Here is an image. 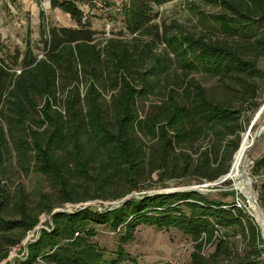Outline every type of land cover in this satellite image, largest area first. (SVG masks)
Listing matches in <instances>:
<instances>
[{
    "label": "trees",
    "instance_id": "1",
    "mask_svg": "<svg viewBox=\"0 0 264 264\" xmlns=\"http://www.w3.org/2000/svg\"><path fill=\"white\" fill-rule=\"evenodd\" d=\"M171 1L128 0L125 18L118 17L123 28L99 39L76 1L50 0L76 26L42 23V57L28 41L24 50L1 55L0 37V261L55 206L44 193L43 210L34 214L21 188L13 205L20 218L4 216L13 200L8 181L21 171L54 180L60 206L125 196L141 183L152 186L153 174L164 187L170 180L201 184L224 174L222 183H233L236 156L252 135L242 136L244 106L264 103V69L257 61L264 56V0H199L219 8L199 13L218 23L220 39L158 22L156 9ZM194 73L215 83L205 85ZM153 95L162 98L151 100ZM253 169L264 173V154ZM80 181L87 189L95 184L96 192L75 195ZM116 187L122 191L104 194ZM261 196L264 206V180ZM99 224L124 229V241L143 224L179 229L196 242L193 264H208L200 254L207 243H216L213 257L230 255L229 231L254 247L264 244L258 223L236 201L198 191L161 192L112 209L53 212L50 228L29 242L27 258L18 264H123V248L108 258L88 238ZM16 229H24L17 238L11 236Z\"/></svg>",
    "mask_w": 264,
    "mask_h": 264
},
{
    "label": "rangeland",
    "instance_id": "2",
    "mask_svg": "<svg viewBox=\"0 0 264 264\" xmlns=\"http://www.w3.org/2000/svg\"><path fill=\"white\" fill-rule=\"evenodd\" d=\"M36 1L38 3L37 7L33 6V3L35 2L34 0H0V37L2 44L5 46L3 49L4 51H1V55H4L5 51L10 53L14 52L17 48L24 50L27 41L30 43L36 54H43L41 49L42 44L40 43L41 24L62 25L68 23L70 18L69 14H66L63 10L58 8H47V1ZM74 1L77 2L82 10H84L85 18H88L92 22L93 28L99 32V39L105 38V31L107 32L109 29L111 30L109 32L111 35V33L118 32V29L123 28L124 23L118 21L119 16H117V14L104 16L92 6H90L89 10H86L84 3L87 0ZM106 1L114 2L115 0ZM156 11L159 12L160 15L157 19L158 22L162 23L165 21L168 25L175 22L181 26L180 28L183 31L194 33L198 36L204 35L207 39H210L211 37H214V39L222 38L218 23H214L210 19L202 18L199 13V11L207 14L216 13L219 11V8L216 6L204 4L199 0H173L158 7ZM41 13L45 16L44 20L42 19ZM72 21L73 24H75V21ZM109 33L107 32V35H109ZM162 49L163 45H159L156 48L157 51H161ZM257 61L259 66L264 69V56L259 57ZM148 63H151V59H149ZM171 72L173 75H176L174 67H171ZM194 74L205 85H213L215 83V80L212 78L197 73ZM259 85V100L261 101L264 96V78L259 81ZM81 89L82 91L85 90L84 84H81ZM161 98L162 95H153L151 100H161ZM244 107L246 109L244 111V131L242 132V136L244 133L250 132L252 134L250 136L251 139L264 124V103L257 109H251L248 104ZM263 154L264 130L252 146L243 168V171L246 174H249L252 178L253 196L258 201L260 209H262L264 213V206H262L260 202V198L262 199L261 184L264 180V173L255 174L253 169L255 162ZM232 177L235 180V164ZM156 180L157 175L153 174L149 181V184H153L152 186L146 187L141 183L139 188L116 199H89L81 202H66L60 206L57 198L59 191L54 180L46 179L44 177L39 178L33 173L28 175L24 171H21L20 174H17L16 177H13L8 181V187L11 188L13 200L11 203L12 207L6 209L4 216L8 219L20 218L17 208L13 205L21 196L19 191L21 188H23L26 194L25 200L29 204L31 211L34 214H37L41 213L43 210V205L40 202L44 199L42 196L44 193L50 195L48 203L55 204L53 212L75 211L89 206L104 210L105 208H111L122 204L123 200L129 195L138 198L142 197L143 194H156L183 186L204 185V187L201 188L203 190L202 193H211L212 196L222 198L224 201L230 203L236 201V204H241V206L246 209L249 216L253 217L258 223L261 229L260 238L261 241L264 242V227L254 215L248 196L238 189H232L234 187V182L215 186L207 185L210 182L186 184L181 180H170L168 181V186L164 187L161 182H157ZM77 181L78 178H73V182ZM246 182L250 187V181L246 180ZM78 184L79 185L75 186V195L77 194L78 197L88 196L89 194L96 192L95 184H90L88 189L82 186L83 183L81 181ZM116 188L117 190H114V188L104 194L113 195L122 191L121 188ZM52 213H42L40 215L39 223L19 244L11 247L6 246L9 247V256L0 261V264H18L19 260L26 259L29 242L36 240L43 228H50L49 224H52ZM95 227L97 228V233L94 236H88V238L97 244L100 249L104 250L106 257L108 258L119 257L118 251L120 248H123L124 257L126 258L125 261H123V264H193L192 253L196 251V242L190 235L185 234L179 229H160L156 226L143 224L137 227L132 239L124 241L122 239L123 234L125 233L124 229L115 231L109 225L105 224H99ZM23 230L24 229H16L11 231V236L17 238ZM229 234L232 246L230 255L213 257L212 255L215 252L216 243H207L204 250L202 249L200 251V254L205 257V262L208 264H235L244 262L250 257L252 260H250V264H264V244L260 245L257 243L258 245L254 247L249 239L247 241L242 239L238 236V233L236 234L229 231ZM2 252L3 247L0 248V256ZM39 262V264H42L43 260L40 259Z\"/></svg>",
    "mask_w": 264,
    "mask_h": 264
},
{
    "label": "bare ground",
    "instance_id": "3",
    "mask_svg": "<svg viewBox=\"0 0 264 264\" xmlns=\"http://www.w3.org/2000/svg\"><path fill=\"white\" fill-rule=\"evenodd\" d=\"M254 138V135L249 140L248 144H246L242 150L237 154L236 161H235V180L233 178L234 182V189H238L239 191L245 193L248 196V199L250 200L251 207L254 211V215L258 219V221L263 225L264 227V213L263 210L260 209V206L257 205L253 198L250 197V187L247 184L246 180V173L243 171L244 165L246 163V160L248 158L249 152L251 150V144L252 140ZM232 176V174H231Z\"/></svg>",
    "mask_w": 264,
    "mask_h": 264
},
{
    "label": "built area",
    "instance_id": "4",
    "mask_svg": "<svg viewBox=\"0 0 264 264\" xmlns=\"http://www.w3.org/2000/svg\"><path fill=\"white\" fill-rule=\"evenodd\" d=\"M128 0H115L114 2H108L106 0H87L84 3L85 9L89 10L90 6L97 9L98 12L103 14L104 16L117 14L119 18H125V7L127 5ZM109 29V28H108ZM110 32V29L107 30ZM42 57V55H40ZM20 69H17V72H20ZM241 206V204H238Z\"/></svg>",
    "mask_w": 264,
    "mask_h": 264
},
{
    "label": "water",
    "instance_id": "5",
    "mask_svg": "<svg viewBox=\"0 0 264 264\" xmlns=\"http://www.w3.org/2000/svg\"><path fill=\"white\" fill-rule=\"evenodd\" d=\"M264 130V124L259 128V130L256 132V134L254 135V138L252 140V144H251V147L255 144L258 136L261 134V132ZM225 175V174H224ZM222 175L221 177H219L217 180L213 181V182H210L209 184L207 185H215V186H218V185H222V177L224 176ZM246 178L250 181V197L253 198L254 202L258 204V201L254 198L253 196V192H252V178L249 176V174H246ZM202 187H204V185H191V186H183V187H179V188H175V189H169L168 191L170 192H176V191H198V192H202L203 190L201 189ZM234 189V187L232 188ZM217 190V189H216ZM168 191H165V192H168ZM132 196L129 195L127 196L124 200L126 201L127 199H130ZM121 205V204H120ZM120 205H116L115 207H118ZM260 206V205H259ZM115 207H111L110 209L112 208H115Z\"/></svg>",
    "mask_w": 264,
    "mask_h": 264
},
{
    "label": "crops",
    "instance_id": "6",
    "mask_svg": "<svg viewBox=\"0 0 264 264\" xmlns=\"http://www.w3.org/2000/svg\"><path fill=\"white\" fill-rule=\"evenodd\" d=\"M35 2L33 3L34 5L33 6H38V3H37V1L36 0H34ZM43 1H47L46 2V7L47 8H49V9H53L54 7H52V5H51V2H50V0H43ZM42 1V2H43ZM44 5H45V2H44ZM58 7H56V8H54V9H57ZM58 9H60V8H58ZM66 14H68V13H66ZM70 15V14H69ZM62 25H64V26H73V27H75L76 26V23L75 24H73V21H72V18H71V16H70V18H69V21H68V23L67 24H62Z\"/></svg>",
    "mask_w": 264,
    "mask_h": 264
}]
</instances>
